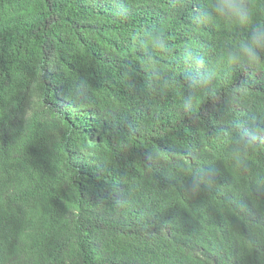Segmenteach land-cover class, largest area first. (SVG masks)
I'll return each instance as SVG.
<instances>
[{
    "label": "trees",
    "instance_id": "trees-1",
    "mask_svg": "<svg viewBox=\"0 0 264 264\" xmlns=\"http://www.w3.org/2000/svg\"><path fill=\"white\" fill-rule=\"evenodd\" d=\"M210 3L0 0V264H264V66Z\"/></svg>",
    "mask_w": 264,
    "mask_h": 264
},
{
    "label": "clouds",
    "instance_id": "clouds-1",
    "mask_svg": "<svg viewBox=\"0 0 264 264\" xmlns=\"http://www.w3.org/2000/svg\"><path fill=\"white\" fill-rule=\"evenodd\" d=\"M209 24L222 23L246 33L238 42L230 40L226 59L232 64L264 66V22H259L253 0H211L210 8L198 13ZM245 139L253 133L242 132Z\"/></svg>",
    "mask_w": 264,
    "mask_h": 264
},
{
    "label": "bare ground",
    "instance_id": "bare-ground-1",
    "mask_svg": "<svg viewBox=\"0 0 264 264\" xmlns=\"http://www.w3.org/2000/svg\"><path fill=\"white\" fill-rule=\"evenodd\" d=\"M227 42V41H226ZM210 63V62H209ZM152 65V64H151ZM171 65V64H170ZM150 69V68H149ZM3 216V215H2ZM158 238V237H157Z\"/></svg>",
    "mask_w": 264,
    "mask_h": 264
}]
</instances>
